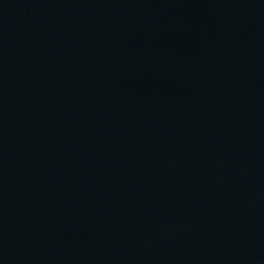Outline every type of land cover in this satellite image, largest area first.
Here are the masks:
<instances>
[{"label":"water","instance_id":"obj_1","mask_svg":"<svg viewBox=\"0 0 264 264\" xmlns=\"http://www.w3.org/2000/svg\"><path fill=\"white\" fill-rule=\"evenodd\" d=\"M0 264H264V0H209L111 157Z\"/></svg>","mask_w":264,"mask_h":264}]
</instances>
